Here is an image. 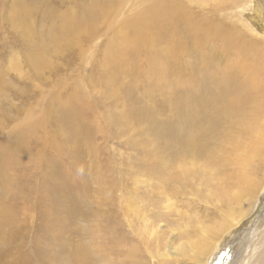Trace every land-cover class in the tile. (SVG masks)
Segmentation results:
<instances>
[{
  "label": "rangeland",
  "instance_id": "374dc122",
  "mask_svg": "<svg viewBox=\"0 0 264 264\" xmlns=\"http://www.w3.org/2000/svg\"><path fill=\"white\" fill-rule=\"evenodd\" d=\"M186 1L223 17L245 6L264 31V0L238 7L237 0ZM149 2L0 0V264H73V251L81 255L84 247L94 248L92 264H244L262 237V188L253 211L238 221L251 209L243 201L228 218L238 222L226 229L231 220L222 225L217 199L202 197L210 193L203 175L189 192L156 177L170 171L163 146L176 127L183 86L155 85L150 52L139 43L105 58L108 44L122 40L125 20L135 23V39L147 42ZM230 4L236 8L224 10ZM193 54L185 51L184 59L194 62ZM263 61L259 56L248 72L264 90ZM220 114L210 111L211 118ZM251 167L259 187L264 167L260 159ZM102 209L118 213L134 255L125 241L120 249L104 245L123 239L99 230L107 226Z\"/></svg>",
  "mask_w": 264,
  "mask_h": 264
},
{
  "label": "bare ground",
  "instance_id": "6f19581e",
  "mask_svg": "<svg viewBox=\"0 0 264 264\" xmlns=\"http://www.w3.org/2000/svg\"><path fill=\"white\" fill-rule=\"evenodd\" d=\"M242 1L244 0H237L236 6L238 7L239 2ZM149 3L146 18L147 42L137 41L135 23L125 20L121 24L120 38L122 40L111 41L108 44L105 58L108 59L111 55L113 58L120 47H127L126 50L128 51L129 48L131 51L132 46L139 43L142 47L147 46L150 52L149 71L153 70L151 77L157 82L155 85L164 86L169 82L170 87H166L168 90L176 87L173 85L183 86L182 92L176 99L179 105L177 110L180 113L178 120L176 119V127L168 128L167 143L163 144L164 158L168 157L165 158L163 166L170 171L165 173V178L163 175L156 177L165 181L166 188L176 187L177 190L187 189L188 191V188L195 186L203 175L207 181L205 188L209 189L210 193L202 197L217 199L216 208L223 209L220 213L223 217L222 225L227 220H231L226 225V229H229L235 225L233 221H237L228 219L237 206H242V202L246 201L251 208L246 213L243 211L238 218L239 221L240 218L247 217L256 207V201L259 199L257 195L261 188L264 193V180L259 187H253L259 174L257 168L251 167V163L257 159H260L264 167L262 154L264 150V90L248 72L251 66H255L257 58L264 56V31L259 33L253 22V16L246 13L245 6L236 14L227 12V17H223L215 13L217 9L210 14L201 13L203 10L198 7L199 11L192 10L194 6L186 0L181 3L175 0H150ZM157 3H161L162 6L159 4L157 7ZM228 7L236 8L230 4L224 10ZM160 32L166 37L162 39ZM127 51L116 55L115 58L118 60V56L125 55ZM185 51L194 52L195 57L192 56L194 62L184 59ZM187 61L191 63L187 64ZM204 81L210 84L209 89ZM170 102V104L174 103ZM214 109L221 112L218 118H211L210 111ZM207 111H209L208 116ZM175 113L177 115V111ZM156 165L152 163L151 168ZM151 168H149L151 174H157ZM185 169L188 171L185 172ZM246 173L250 174L252 181ZM210 178L215 179L212 185L209 183ZM104 200L106 201L105 198ZM106 202L108 203V200ZM107 209L111 208L107 207ZM101 217L104 218L102 221L107 222V226L101 222L99 230L103 232L105 228H109L110 232L123 239L119 242L120 239L116 238L114 247L110 244L104 245L112 250L120 249L125 241L124 243L130 246V248L128 246L127 255L136 253L133 252L135 241L130 239L125 228L122 229L118 213L103 210ZM262 233V237L252 248L253 251L259 249L253 264H264V231ZM93 249L84 247L80 255V250L76 248L73 251L75 257L73 264H92ZM203 250H206V247ZM253 251L249 252L246 260L252 256ZM132 262L136 264L135 260Z\"/></svg>",
  "mask_w": 264,
  "mask_h": 264
},
{
  "label": "clouds",
  "instance_id": "9594fccd",
  "mask_svg": "<svg viewBox=\"0 0 264 264\" xmlns=\"http://www.w3.org/2000/svg\"><path fill=\"white\" fill-rule=\"evenodd\" d=\"M80 172L81 173L83 172L82 168L80 169ZM258 251H259V249H256L255 252H253L252 256L249 259L245 260L244 264H253L254 257L256 255V252H258Z\"/></svg>",
  "mask_w": 264,
  "mask_h": 264
}]
</instances>
